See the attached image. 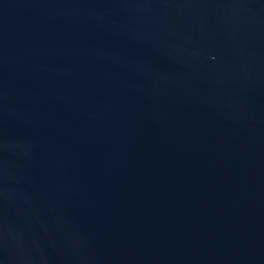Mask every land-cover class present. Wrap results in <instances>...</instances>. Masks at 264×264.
I'll use <instances>...</instances> for the list:
<instances>
[{"label":"water","instance_id":"obj_1","mask_svg":"<svg viewBox=\"0 0 264 264\" xmlns=\"http://www.w3.org/2000/svg\"><path fill=\"white\" fill-rule=\"evenodd\" d=\"M0 264H264V0H0Z\"/></svg>","mask_w":264,"mask_h":264}]
</instances>
